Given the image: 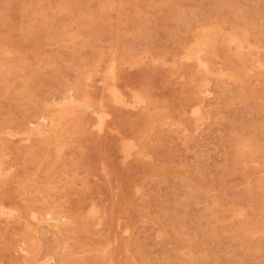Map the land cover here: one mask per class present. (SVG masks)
Wrapping results in <instances>:
<instances>
[{"label": "rangeland", "instance_id": "obj_1", "mask_svg": "<svg viewBox=\"0 0 264 264\" xmlns=\"http://www.w3.org/2000/svg\"><path fill=\"white\" fill-rule=\"evenodd\" d=\"M261 66L264 0H0V264H264Z\"/></svg>", "mask_w": 264, "mask_h": 264}, {"label": "bare ground", "instance_id": "obj_2", "mask_svg": "<svg viewBox=\"0 0 264 264\" xmlns=\"http://www.w3.org/2000/svg\"><path fill=\"white\" fill-rule=\"evenodd\" d=\"M204 31H205V30H204ZM230 39H231V38H230ZM234 40H235V39H234ZM204 41H205V40H204ZM228 42H229V41H228ZM233 44H234V43H233ZM239 44H240V43H239ZM241 46H242V45H241ZM241 48H242V47H241ZM237 50H238V49H237ZM241 50H242V49H241ZM243 51H244V50H243ZM9 53H11V52H9ZM11 54H13V52H12ZM11 54H10L9 56H13V55H11ZM236 55H237V54H236ZM6 56H7V55H6ZM186 59H187V58H186ZM216 59H217V58H216ZM189 61H190V60H189ZM189 61H187V62H189ZM198 61H199V60H198ZM201 63H202V62H201ZM113 64H114V63H112V65H113ZM198 64H199V63H198ZM202 64H203V63H202ZM258 64H259V63H258ZM112 65H111V66H112ZM199 65H201V64H199ZM204 65H205V63H204ZM37 67H38V66H37ZM261 67H262V66H261ZM133 68H134V67H133ZM202 68H205V67H202ZM262 68L264 69V66H263ZM206 69H207V68H206ZM110 70H111V68H110L108 71H110ZM259 70H260V68H259ZM112 71H113V70H112ZM205 71H207V70H205ZM113 72H114V71H113ZM207 72H208V71H207ZM221 73H222V72H221ZM251 73H252V72H251ZM110 74H111V73H110ZM225 74H226V73H225ZM113 75H114V74H113ZM113 77H114V76H113ZM113 79H114V78H113ZM113 81H114V80H113ZM183 82H184V81H183ZM110 87H111V86H110ZM108 89H109V88H108ZM112 89H114V87H112ZM112 91L115 92L116 90H112ZM108 92H109V91H108ZM116 92H117V91H116ZM110 93H112V92H110ZM135 93H136V92H135ZM117 94H118V93H114V95H117ZM118 95H120V94H118ZM138 95H139V94H138ZM112 96H113V94H112ZM115 98H116L115 100H117V97H115ZM121 99H122V97H121ZM121 99L119 98V100H121ZM137 99H138V97H137ZM119 100H118V101H119ZM132 100H133V99H132ZM134 100H135V99H134ZM140 100H142V99H140ZM140 100H139V101H140ZM113 102H114V101H113ZM137 102H138V101H137ZM98 104H99V103H98ZM139 104H141V102H140ZM120 105H121V103H120ZM125 106H126V105H125ZM128 106H129V105H128ZM133 106H134V104H133ZM138 107H139V106H138ZM126 108H131V109H133L134 107L132 108V107H127V106H126L125 109H126ZM197 109H198V107H197ZM193 111H194V110H192V112H193ZM101 112H103V109H102ZM197 113H198V112H197ZM107 114H108V113H107ZM107 114H105V115H107ZM192 114H193V113H192ZM101 115H104V114H101ZM194 115H195V114H194ZM104 117H106V116H104ZM107 117H108V116H107ZM192 117L194 118V116H192ZM108 118H109V117H108ZM113 118H114V117H113ZM197 118H199V117H197ZM98 119L100 120L99 117H98ZM111 119H112V118H111ZM103 120H104V118H103ZM109 121H110V120H109ZM107 122H108V121H107ZM107 122H106V123H107ZM99 123H100V121H99ZM101 123H102V122H101ZM103 123H104V122H103ZM30 124H31V123H30ZM35 125H36V124H35ZM97 125H98V124H97ZM97 125H95V126H97ZM106 125H107V124H106ZM91 127H92V125H91ZM101 128H102V127H101ZM95 129H96V128H94L93 130H95ZM103 130H104V129H102V131H103ZM111 130H112V129H111ZM102 131H101V133H102ZM104 131H105V130H104ZM111 132H112V131H111ZM93 134H94V133H93ZM28 139H29V138H28ZM96 139H97V137H96ZM108 140H109V139H108ZM3 141H4V140H3ZM22 142H23V141H22ZM28 142H29V141H28ZM28 142H27V143H28ZM99 142H100V141H99ZM65 143H66V142H65ZM67 144H68V143H67ZM124 144H125V143H124ZM129 144H131V142H130ZM129 144H127V146H131V145H129ZM133 144H134V143H133ZM133 144H132V145H133ZM59 146H62V145H59ZM134 146H136V145H134ZM57 147H58V146H57ZM63 147H64V146H63ZM66 147H67V146H66ZM125 147H126V146H125ZM132 147H133V146H131V148H132ZM126 148H127V147H126ZM53 150H54V149H53ZM63 150H64V149H63ZM122 150H123V149H122ZM125 150H126V149H125ZM132 150H137V149H135V148L133 149V148H132ZM132 150H130V151H132ZM54 152H55V151H54ZM132 152H133V151H132ZM56 153H58V152H56ZM128 153H129V152H128ZM58 154H59V153H58ZM61 154H62V152H61ZM125 155L127 156V154H124V156H125ZM132 155H133V154H132ZM54 156H55V154H54ZM60 157H61V155H60ZM54 158H55V157L52 158L53 162H54ZM128 159H130V158L128 157ZM55 160H56V159H55ZM124 160H126V157L124 158ZM56 161H58V160H56ZM53 162H52V165H54V163H55V162H54V163H53ZM122 163H123V162H122ZM55 165H56V164H55ZM257 165H258V164H255V166H257ZM100 166H101V165H100ZM100 166H99V167H100ZM55 167H56V166H55ZM55 167H54V168H51V169H52L51 171H53V169H55ZM108 172H109V171H108ZM45 173H46V172H45ZM8 174H9V172H8ZM42 175H45V174H42ZM46 175H47V173H46ZM46 178H48V177L46 176ZM119 182H121V181L119 180ZM32 187H33V186H32ZM32 187H31V188H32ZM50 190H51V189H50ZM136 191H137V189H136ZM138 192H139V190H138ZM101 194H103V193H101ZM62 201H63V200H62ZM51 203H53V202H51ZM108 204H109V203H108ZM95 206H96V205H95ZM96 207H98V206H96ZM106 207H107V205H106ZM93 208H94V206H93ZM98 208H99V207H98ZM101 208H102V207H101ZM101 208H100V209H101ZM0 210H1V209H0ZM8 210H9V209H8ZM95 210H96V209H95ZM106 210H107V209H106ZM1 211H2V210H1ZM91 211H92V210H91ZM227 211H229V210H227ZM92 212H94V211H92ZM92 212H90V213L93 214ZM96 212H97V211H96ZM110 212H111V211H110ZM11 213H12V212H11ZM97 213H98V212H97ZM100 213H101V211H100ZM106 213H107V212H106ZM229 213H230V212H229ZM243 213H244V212H243ZM232 214H233V213H232ZM3 215H5V214H3ZM9 215H10V214H9ZM11 215H12V214H11ZM87 215H88V214H87ZM87 215H86V216H87ZM106 215H107V214H106ZM109 215H111V214H109ZM233 215H234V214H233ZM1 216H2V215H1ZM5 216H6V215H5ZM14 216H15V214H14ZM89 216H90V215H89ZM96 216H98V215L96 214L95 217H96ZM240 216H241V215H240ZM240 216H239V217H240ZM91 217H93V215L90 216V219H91ZM95 217H94V218H95ZM9 218H13V217H9ZM241 218H242V217H241ZM123 219H124V218H123ZM230 221H231V220H230ZM231 222H232V221H231ZM228 223H230V222L228 221ZM99 225H101V224H99ZM107 227H108V225H107ZM158 228H159V227H158ZM113 229H114V228H113ZM113 229H111V230L113 231ZM115 230H117V229H115ZM112 231H111V232H112ZM111 232H110V233H111ZM125 233H126V232H125ZM110 236L113 237V234L110 235ZM107 240H108V239H107ZM113 241H114V239H113ZM33 242H34V241H33ZM109 247H111V246H109ZM104 250H105V249H104ZM111 250H113V249H111ZM181 253H182V252H181ZM116 256H117V255H116Z\"/></svg>", "mask_w": 264, "mask_h": 264}]
</instances>
